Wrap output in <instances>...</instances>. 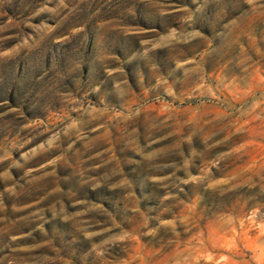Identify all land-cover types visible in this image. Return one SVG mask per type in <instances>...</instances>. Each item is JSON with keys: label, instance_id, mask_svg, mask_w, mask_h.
Wrapping results in <instances>:
<instances>
[{"label": "rangeland", "instance_id": "1", "mask_svg": "<svg viewBox=\"0 0 264 264\" xmlns=\"http://www.w3.org/2000/svg\"><path fill=\"white\" fill-rule=\"evenodd\" d=\"M0 264H264V0H0Z\"/></svg>", "mask_w": 264, "mask_h": 264}]
</instances>
